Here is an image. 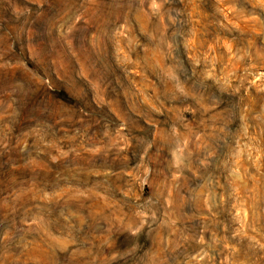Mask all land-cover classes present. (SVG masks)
<instances>
[{
    "label": "rangeland",
    "instance_id": "1",
    "mask_svg": "<svg viewBox=\"0 0 264 264\" xmlns=\"http://www.w3.org/2000/svg\"><path fill=\"white\" fill-rule=\"evenodd\" d=\"M0 264H264V0H0Z\"/></svg>",
    "mask_w": 264,
    "mask_h": 264
}]
</instances>
